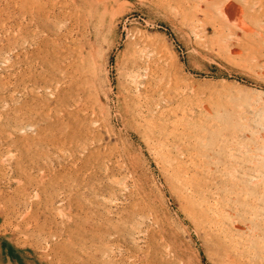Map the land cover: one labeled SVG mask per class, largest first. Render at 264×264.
<instances>
[{
	"label": "rangeland",
	"instance_id": "374dc122",
	"mask_svg": "<svg viewBox=\"0 0 264 264\" xmlns=\"http://www.w3.org/2000/svg\"><path fill=\"white\" fill-rule=\"evenodd\" d=\"M38 1L0 0V264H219L148 144L142 118H160L140 116L139 103L150 68L160 109L172 97L198 118L204 108L263 98L264 0L234 2L254 27L248 37L211 9L190 31L176 2L110 3L100 29L91 25L70 45L87 57L74 92V74L55 60L71 54L56 37L68 23L44 18L64 0ZM239 36L257 54L233 55ZM138 41L154 47L131 69Z\"/></svg>",
	"mask_w": 264,
	"mask_h": 264
},
{
	"label": "bare ground",
	"instance_id": "6f19581e",
	"mask_svg": "<svg viewBox=\"0 0 264 264\" xmlns=\"http://www.w3.org/2000/svg\"><path fill=\"white\" fill-rule=\"evenodd\" d=\"M117 1L64 0L62 7L57 11L55 9L54 16H50V13L44 15L46 19L57 18L56 16L61 15L63 21L66 20L68 23L67 29L61 34L58 33L56 37L57 41L63 45L61 47L62 55L63 50H71V54L65 57L59 53V56L55 57L57 59H54L56 62L63 63V66H66V62H68L67 66H70L66 70L60 65L59 72L74 74L67 87L69 91L74 92L75 89H78L72 87L80 84L79 67L87 59L81 50L79 51L75 46L70 47V45L75 44V39L81 35V31H86L91 25L95 29H100L101 24L98 22L103 21L107 12L110 11L109 5ZM177 1L162 0V4L168 6L169 2H174V4L176 2L180 19L190 31L194 30L192 26L195 25V22L206 20L210 9L224 13L226 21H235L241 30L239 31L245 37H248L254 28L251 29L249 22L243 21L241 18L243 11L237 3H234L235 0ZM44 2L46 1L44 0ZM174 7L176 6L174 5ZM51 10H53L50 11L53 14L54 9ZM41 13H44V9L41 10ZM111 14L110 17L113 20L115 12ZM48 29L52 31L53 28L49 27ZM45 34L47 33L45 32ZM249 40L252 42L250 38ZM138 42L139 47L137 49V45L135 46L137 50L132 53L129 61L131 69H137L141 56L147 54L154 47L151 42ZM236 42L240 43V47L232 48L233 55L245 58L257 54L253 48H248V43L244 42L240 36ZM159 70H161L159 80L162 81L165 78V69ZM156 71L157 68L155 70L150 68L147 71L146 77L149 81L143 86V97L141 98L143 101L138 102H140V116L146 113V116L151 114V117L158 115L160 118L158 123L142 118L145 120L143 131L148 144L152 146L153 154L160 158L158 163L168 170V182L174 191L173 194L179 200L181 208H184V213L187 214L186 217L189 218L196 232L217 251L220 257L219 264H264V97L255 100L247 97L250 102L231 104L233 106L226 104L219 109L204 108L200 116L195 118V115L186 108L184 101L177 100L175 102L174 99H171L172 97L168 98L171 107L165 106L166 108L162 109H160L159 100L154 103L155 91L158 90V83L154 82ZM125 76L132 83L137 77L130 71ZM178 82V79L173 81L174 87L178 86ZM133 96L129 92L128 101L131 102ZM175 96L177 97V95ZM162 229L165 228L162 227ZM152 239L151 241H153ZM178 248L180 249V247ZM149 259L151 260L150 256Z\"/></svg>",
	"mask_w": 264,
	"mask_h": 264
}]
</instances>
